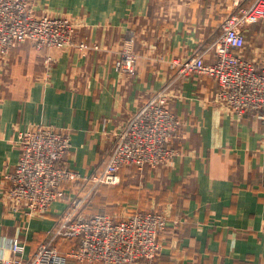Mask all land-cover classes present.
<instances>
[{
  "label": "crops",
  "instance_id": "crops-1",
  "mask_svg": "<svg viewBox=\"0 0 264 264\" xmlns=\"http://www.w3.org/2000/svg\"><path fill=\"white\" fill-rule=\"evenodd\" d=\"M34 8L72 19L78 39L99 48L39 51L27 40L0 56V264H13L16 238L27 264L89 189L83 183L40 217L12 211L4 176L19 161L20 133L38 124L69 132L67 162L82 176L93 175L128 119L160 91L181 121L172 140L178 154L156 167L122 166L120 183L99 185L83 213L124 219L153 211L179 219V227L160 234L159 256L139 264H264V117L230 111L216 97L214 77L182 75L174 64L197 54L215 60L207 49L235 11L233 0H34ZM245 38L241 54L264 65V19L249 22ZM127 48L138 55L134 74L117 67ZM76 242L54 244L67 255ZM67 264L90 263L70 258Z\"/></svg>",
  "mask_w": 264,
  "mask_h": 264
},
{
  "label": "built area",
  "instance_id": "built-area-1",
  "mask_svg": "<svg viewBox=\"0 0 264 264\" xmlns=\"http://www.w3.org/2000/svg\"><path fill=\"white\" fill-rule=\"evenodd\" d=\"M244 1L233 0L235 11L224 20L222 33L207 49L214 51L213 62H206L203 54H197L174 60V64L182 75L200 73L214 77L219 83L216 97L230 111L243 114L253 110L264 117V65L248 60L240 52L246 43L245 27L252 20L264 19V0H250L248 4ZM27 40L39 51L70 46L82 50L99 48L78 39L72 19L39 15L34 0H0V56L5 57ZM137 61L138 55L127 48L117 67L134 74ZM180 124L170 108L168 93L158 92L128 119L103 168L88 176L75 171L66 160L72 146L69 132L47 124L21 132L19 161L4 176V198L12 211L19 210L28 219L40 217L54 201L66 199L83 183L89 185L62 216L52 239L41 243L27 264H67L70 258L90 264L154 261L162 249L160 234L170 225L179 227V219L171 220L164 213L153 211H133L124 219L106 213L87 216L82 208L99 185L120 183L122 166L156 167L172 160L178 154L172 140ZM57 238L77 242L67 255H62L54 244ZM10 247V263L22 264L24 244L16 238Z\"/></svg>",
  "mask_w": 264,
  "mask_h": 264
},
{
  "label": "rangeland",
  "instance_id": "rangeland-1",
  "mask_svg": "<svg viewBox=\"0 0 264 264\" xmlns=\"http://www.w3.org/2000/svg\"><path fill=\"white\" fill-rule=\"evenodd\" d=\"M84 194H85V193H84ZM84 194H83V195H84ZM93 194H94V193H93ZM93 194H92V195H93ZM83 195H82V196H83ZM92 195H91L88 199H85V203H84V205H83V208H82L83 210H82V212H84V210L87 208L86 206H87L88 204L91 203L90 201H91V199H92Z\"/></svg>",
  "mask_w": 264,
  "mask_h": 264
}]
</instances>
